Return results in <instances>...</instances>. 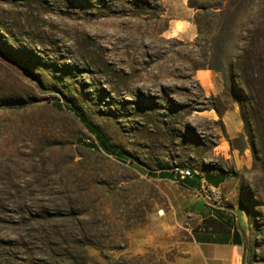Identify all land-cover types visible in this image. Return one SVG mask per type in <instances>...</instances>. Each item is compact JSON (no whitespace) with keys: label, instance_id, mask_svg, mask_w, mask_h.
<instances>
[{"label":"rangeland","instance_id":"rangeland-1","mask_svg":"<svg viewBox=\"0 0 264 264\" xmlns=\"http://www.w3.org/2000/svg\"><path fill=\"white\" fill-rule=\"evenodd\" d=\"M89 1L0 2V264H202L162 190L182 168L225 173L216 193L243 216L245 264H264V88L249 135L231 79L209 68L238 54L264 0L227 49L189 0Z\"/></svg>","mask_w":264,"mask_h":264},{"label":"crops","instance_id":"crops-1","mask_svg":"<svg viewBox=\"0 0 264 264\" xmlns=\"http://www.w3.org/2000/svg\"><path fill=\"white\" fill-rule=\"evenodd\" d=\"M201 76L208 79L210 92L212 88L211 73L203 72ZM239 127L228 128L235 136ZM224 172L209 171L204 175L195 173L185 181H177L170 176L162 177V190L165 192L169 207L176 220L189 231L202 264H245L247 236L244 219L235 204L227 199L218 198V190L225 180Z\"/></svg>","mask_w":264,"mask_h":264},{"label":"trees","instance_id":"trees-1","mask_svg":"<svg viewBox=\"0 0 264 264\" xmlns=\"http://www.w3.org/2000/svg\"><path fill=\"white\" fill-rule=\"evenodd\" d=\"M138 1L134 2L137 7H140L141 5ZM249 1L250 0H223L221 3H214V5H204L196 2L195 0H189V6L198 10L196 17H200V12L212 11V14L218 20V22L214 26L213 32L217 33L219 37L220 35H224L225 37L227 36L226 38H224V45L227 49L232 40L233 35L231 34H233V30L235 29L238 22V16L243 10L246 9L247 3H249ZM0 2H10V0H0ZM89 2L95 6L98 5L99 8H106V6L109 4L108 1L101 0H90ZM260 18L256 21H252L250 23V27L244 31L243 46L239 48L238 54L236 56L232 57L227 54L225 57L227 58V64L223 65V63H220V66L211 65L209 67L211 69L223 71L227 81L228 79H231L232 85L236 88L237 91L241 117L244 121L245 130L249 135H251L252 131L250 129L251 118L248 112V108L253 106L256 102V90L264 88V16ZM1 29L2 26L0 25V36L2 33ZM199 32L202 33V29ZM222 54L223 50H218L216 52V60H218V62L222 60ZM11 56L13 58L17 57V55L13 54ZM65 105L68 108L78 110L77 107L68 98L65 99ZM212 109H215L219 115L223 114V112L217 107H212ZM88 126L98 136L103 148L108 153L117 154L115 151L116 147L101 139L100 132L95 126L89 123ZM252 147L254 153L256 154V145L254 141ZM7 224L14 223L8 221Z\"/></svg>","mask_w":264,"mask_h":264},{"label":"built area","instance_id":"built-area-1","mask_svg":"<svg viewBox=\"0 0 264 264\" xmlns=\"http://www.w3.org/2000/svg\"><path fill=\"white\" fill-rule=\"evenodd\" d=\"M194 171L190 168H182L179 169L177 172V176H176V180L181 182V181H185L191 177H193L194 175ZM159 213H162V211H160Z\"/></svg>","mask_w":264,"mask_h":264},{"label":"bare ground","instance_id":"bare-ground-1","mask_svg":"<svg viewBox=\"0 0 264 264\" xmlns=\"http://www.w3.org/2000/svg\"><path fill=\"white\" fill-rule=\"evenodd\" d=\"M205 77H203V81L205 83V85L208 87L210 84H209V81H207L206 79H204Z\"/></svg>","mask_w":264,"mask_h":264}]
</instances>
